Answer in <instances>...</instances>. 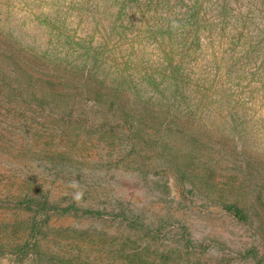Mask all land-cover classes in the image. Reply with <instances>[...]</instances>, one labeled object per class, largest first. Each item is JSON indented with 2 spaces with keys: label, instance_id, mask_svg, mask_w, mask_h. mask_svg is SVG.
Instances as JSON below:
<instances>
[{
  "label": "trees",
  "instance_id": "obj_1",
  "mask_svg": "<svg viewBox=\"0 0 264 264\" xmlns=\"http://www.w3.org/2000/svg\"><path fill=\"white\" fill-rule=\"evenodd\" d=\"M195 11L180 21L183 38L157 39L164 53L148 57L137 52L141 43L129 33L135 26L119 23L120 13L105 24L88 20L98 9L28 13L0 5V156L17 167L12 186L0 170V209L13 213L0 223V259L131 264L138 259L134 236L114 238L95 227L83 233L104 258L89 263L58 251L78 240L54 222H104L160 241L166 217L148 218L146 205L127 192L152 183L168 189V173L182 189L179 204L191 209L208 193L228 217L264 230V159L232 139L227 117L211 120L218 85L198 69ZM72 176L81 177L84 191L60 197L57 182ZM112 181L111 191L105 183ZM181 229L174 243L194 248L186 225ZM252 256L264 264L255 250Z\"/></svg>",
  "mask_w": 264,
  "mask_h": 264
},
{
  "label": "rangeland",
  "instance_id": "obj_2",
  "mask_svg": "<svg viewBox=\"0 0 264 264\" xmlns=\"http://www.w3.org/2000/svg\"><path fill=\"white\" fill-rule=\"evenodd\" d=\"M0 5L3 11L4 7H13L28 13L98 9L94 17L85 18L105 24L118 20L120 13L119 23L135 26L129 33L141 43L140 46L137 44V52L148 57L163 55L164 51L156 45L157 39L164 37L169 44L172 37L183 38L185 32L180 21L191 9L196 10L199 22L194 38L198 45L194 55L201 59L198 69L200 74L213 73L218 85L217 109L211 120L219 123L223 116L227 117L223 123L232 139L249 146L264 159V0H0ZM169 28L173 31L166 33ZM176 48L168 47V51L178 52ZM210 58L211 65H205L204 60ZM15 169L17 167L10 166L6 157L0 156V170L6 176L4 185L12 186L8 180ZM82 183L81 177L72 176L57 182L55 187L60 197L69 198L73 191L82 188ZM105 185L109 190L115 189L113 181ZM136 185L140 187L138 183ZM151 185L129 190L127 195L139 207H143L142 203L146 205L148 218L161 220L166 217L167 229L160 241L148 240L142 234H127L123 229L118 231L104 222L64 218L54 223L69 230V237L78 241L62 242L58 251H65L68 259L82 256L81 259L89 263H100L104 260L101 252L83 234L95 227L109 229L114 238L134 236L133 248H138V259L131 264H253L254 250L264 259V230L254 232L228 217L221 207L207 200L208 193L199 195L195 207L190 209L186 204H179L182 189L172 173H168V189ZM158 201L163 204L159 205ZM159 212L165 214L161 216ZM12 215L11 211L0 209V223ZM182 225H186L184 236L193 240L194 248L185 247L186 242L184 247L174 243L182 236ZM0 264L15 262L0 259Z\"/></svg>",
  "mask_w": 264,
  "mask_h": 264
}]
</instances>
